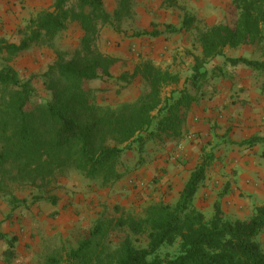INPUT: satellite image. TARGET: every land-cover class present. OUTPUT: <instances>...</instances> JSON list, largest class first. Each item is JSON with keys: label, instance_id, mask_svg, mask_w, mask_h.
Masks as SVG:
<instances>
[{"label": "trees", "instance_id": "obj_1", "mask_svg": "<svg viewBox=\"0 0 264 264\" xmlns=\"http://www.w3.org/2000/svg\"><path fill=\"white\" fill-rule=\"evenodd\" d=\"M133 6V0H120L110 13L105 0H54L50 10L18 32V43L0 38V196L12 204L19 202L18 192L27 190L34 202L46 200L49 187L74 173L91 185L110 187L129 173V153L139 155L134 166L138 169L143 155L151 153V143L163 148L183 140L192 109L210 88L211 73L205 66L213 60L224 58L226 65H244L264 74V61L225 57L226 49L264 46V0H232L230 22L196 25L195 17L186 16L182 30H195L201 52L193 58L186 87L164 98L165 89L181 85V77L145 60L132 74L121 76L124 82L143 83L140 97L117 108L100 105L88 85L113 80L118 62L93 44L100 26L122 29L134 14ZM71 23L83 33L80 50L70 60L57 53L42 75L48 97L38 103L33 81L21 79L12 63L33 48H54ZM163 34L155 30L138 36ZM212 159L205 157L194 168L176 203L151 202L140 214L117 210L118 217L101 218L77 247L48 257L46 264H264L258 241L264 232V205L246 220L225 218L219 203L207 219L194 205ZM0 240L8 246L4 258L12 262L16 240L2 232ZM176 246L175 255L160 256L163 248Z\"/></svg>", "mask_w": 264, "mask_h": 264}, {"label": "rangeland", "instance_id": "obj_2", "mask_svg": "<svg viewBox=\"0 0 264 264\" xmlns=\"http://www.w3.org/2000/svg\"><path fill=\"white\" fill-rule=\"evenodd\" d=\"M119 1L105 0L106 10L113 13ZM42 2V9H48L54 0ZM133 2L134 14L122 29L100 26L99 34L93 44L101 53L115 58L118 62L112 71L113 80L108 83L92 82L88 85V88L95 91L97 102L102 106L109 105L117 108L122 104L132 103L140 97L145 89L143 83L138 79L124 82L121 81V76L132 74L137 65L145 60L169 68L173 73L180 75L181 85L165 89L164 98H168L172 91L186 87L185 84L190 80L193 72V58L200 55V48L195 43V30H182L186 16L195 17L198 21L196 25L209 26L234 19L233 13H230L232 0H172L173 4L172 2L170 4L168 0H133ZM168 26L169 29H166ZM155 30L162 31L164 34L158 38L138 36L143 32L154 33ZM82 35L80 27L71 23L55 41L54 48H33L12 63L21 79L33 81L37 90L35 99L38 103L45 102L48 97L42 75L57 60V53H64L67 60L72 59L80 50ZM6 39L18 43L20 36L18 32H8ZM225 57H243L262 61L264 47L257 50L250 48L227 50ZM163 64L165 65L162 66ZM224 66H226L225 63L219 67L220 70L216 69V78L213 79H211L212 70L218 67L213 62L205 66V69L211 73L210 88H206L205 97L199 106L202 102L207 106L216 94L214 80L220 78L222 81L225 80ZM242 68L248 69L246 66ZM260 76H262L261 73ZM223 84L224 82H221V86ZM195 108L191 111L189 130L183 140L163 148H155L151 143L148 145L151 153L143 155L144 162L138 169L134 166L139 160V155L129 153L126 160L130 169L129 173L110 187L99 188L91 185L74 173L68 178L59 179L55 185L49 187L47 190L50 191V196L46 200L34 202L31 190L24 193L18 192L17 204H12L8 198L0 196V232L17 242L16 257L12 262H8L4 258V252L8 248L7 243L0 240V264H46L48 257L62 256L67 250L77 247L101 218L118 217L120 213L117 210L140 214L151 202L176 203L179 199V190L185 186L196 166L194 158L186 153L187 147L196 145L199 139L197 146L201 144L205 146V149L210 143L209 133L204 132L201 136L197 129H194L206 120L201 114L202 110ZM196 150H199L201 154L200 147ZM195 156L197 162L208 157L207 152L200 156L196 153ZM163 157L166 159H162ZM159 160L168 166L171 164L173 167L181 166L183 169L178 175L177 182L172 185L166 182L158 191V186L151 189L149 184L158 185L164 180L168 170L160 169L159 175L153 172L151 166L153 162ZM146 175L151 176L150 183H147ZM137 177L142 181H139ZM137 182H141V185H136ZM156 191L160 194L154 196ZM200 199L197 202L199 206L196 205L197 203L194 204L196 209L201 211L207 219L212 218L215 212L214 201L205 196ZM243 209L244 207L240 210ZM252 213L254 212L249 208V213L245 212L241 218L240 215L231 213L229 210L223 211L224 217L231 220H240L239 218L246 220ZM112 238L116 243L119 242L117 237ZM258 241L264 250V232L259 236ZM176 253L177 246L165 247L159 252L162 258L171 257Z\"/></svg>", "mask_w": 264, "mask_h": 264}, {"label": "crops", "instance_id": "obj_3", "mask_svg": "<svg viewBox=\"0 0 264 264\" xmlns=\"http://www.w3.org/2000/svg\"><path fill=\"white\" fill-rule=\"evenodd\" d=\"M42 1L0 0V38L6 39L8 32H20L32 18L42 11L50 10L54 4L53 2L48 9H42ZM212 62L216 67H221L225 63L224 58H218ZM242 67L245 66H224L225 80L222 81V78L214 80L216 94L210 103L205 106L206 103L202 102L200 106L194 107L196 110H202L201 114L206 118L202 121L203 124L194 129H197L201 136L204 132L209 133L210 143L205 149V146L201 144L197 146L199 139L196 145L188 146L186 150L189 157L194 158L196 166L202 162L195 161L196 153L200 156L207 152L208 156L213 157L206 174L205 184L198 190L194 204L202 196L209 197L214 201V205L219 203L223 211L229 210L231 213L240 215L239 217L245 215V212L249 213V208L255 212L257 207L264 205V74L251 68L244 70ZM221 82H224L223 86ZM198 147L201 154L199 150H196ZM151 168L156 175L161 173L160 169H168L164 180L160 179L161 182L158 185L149 184L150 188L158 186V191L166 182L168 185L177 182L178 175L183 169L181 166L179 168L171 164L168 166L161 160L153 162ZM137 178L142 181V177ZM146 178L147 183H150L151 176L146 175ZM140 183L137 182L136 185ZM183 188L179 190V193ZM158 191L154 196L160 194ZM242 207L244 209L240 210ZM241 218L239 219L244 220Z\"/></svg>", "mask_w": 264, "mask_h": 264}]
</instances>
